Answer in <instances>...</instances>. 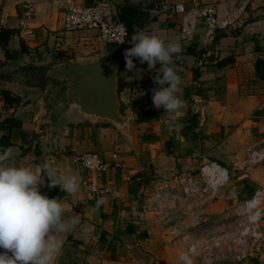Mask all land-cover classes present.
Returning a JSON list of instances; mask_svg holds the SVG:
<instances>
[{
  "label": "crops",
  "instance_id": "0c3cea01",
  "mask_svg": "<svg viewBox=\"0 0 264 264\" xmlns=\"http://www.w3.org/2000/svg\"><path fill=\"white\" fill-rule=\"evenodd\" d=\"M24 1L32 3L31 16H23ZM66 1L70 0H0V30L11 31L5 43L0 41V152L11 150L13 158L7 163L12 166L38 170L47 163L61 175L77 176L80 183L74 195L50 197L59 199L67 210L65 217L79 220L58 236L63 244L57 264H132L136 251L153 264H178L183 248L144 211L141 198L175 174L194 173L206 160L224 167L228 180L200 219L210 223L208 229L215 235L217 218L237 214L238 205L258 189L264 233V78L258 79L254 71V61L264 57V0H196L214 7L218 22L226 21L212 30L201 18L183 27L179 17L165 18L157 9L158 0H105L116 12L122 11L131 27L115 56L114 93L123 120L118 128L59 121L49 112L40 64L49 58L92 56L106 45L94 43L92 30L74 35L61 31ZM141 31L166 42L179 41L182 47L179 59H173L183 81L178 95L187 107L176 121L152 103V90L158 87L152 77L160 64L156 71L149 70L147 63L133 58L136 69L125 68L124 51ZM37 69L33 80L30 73ZM86 150L107 161L115 152L119 166L110 165L95 178L74 161V154ZM90 182L109 185L112 194L89 193ZM45 185L46 181L39 190ZM98 200L103 203L97 207ZM227 221L220 227L233 223ZM218 259L216 254L201 264H264V244L253 257L239 262Z\"/></svg>",
  "mask_w": 264,
  "mask_h": 264
},
{
  "label": "built area",
  "instance_id": "2783aa9c",
  "mask_svg": "<svg viewBox=\"0 0 264 264\" xmlns=\"http://www.w3.org/2000/svg\"><path fill=\"white\" fill-rule=\"evenodd\" d=\"M22 7L24 17L33 14L30 1L22 2ZM157 9L167 19L179 17L182 27L197 18H201L208 30L226 25V21L218 22L213 6H205L196 0H189V4L158 0ZM21 23L20 20L19 24ZM84 30L93 31L94 43H112L117 48L123 46L127 36L124 23L109 2L66 1L62 9L61 31L74 35ZM120 40L124 42H118ZM108 159L110 161L92 150L74 154V161L78 167L95 178H99L110 165L119 166V157L115 152H112ZM227 180L228 172L224 167L213 160H206L194 173L175 174L167 182L148 191L141 198V206L144 211L151 213L157 226L171 239L180 242L184 252L191 256L205 260L214 258L217 254L218 260L241 261L253 257L264 244V233L259 226L260 190H254L241 205H238L236 211L241 217L229 239L231 245L225 248L220 249L219 245L228 242V238L225 235H213L204 220L200 219L201 211L218 198ZM87 190L95 195L112 194L109 185L106 184L97 185L90 182Z\"/></svg>",
  "mask_w": 264,
  "mask_h": 264
},
{
  "label": "clouds",
  "instance_id": "9594fccd",
  "mask_svg": "<svg viewBox=\"0 0 264 264\" xmlns=\"http://www.w3.org/2000/svg\"><path fill=\"white\" fill-rule=\"evenodd\" d=\"M132 47L124 51L125 68L136 69L133 58L147 63L156 71L152 77L158 85L152 90V103L157 109L176 121L186 102L178 95L183 81L177 74L173 57L179 59L182 47L179 41L164 39L143 31L133 36ZM118 42L123 43V40ZM13 158L10 149L0 152V264H57L63 241L60 234H67L79 223L75 215L65 217L67 211L58 198H48L39 186L48 178L47 186H59L67 195L80 189L75 175H61L59 170L45 163L38 170L17 167L7 162ZM103 200L97 201V207ZM178 264H194L188 252H181Z\"/></svg>",
  "mask_w": 264,
  "mask_h": 264
},
{
  "label": "water",
  "instance_id": "95a60500",
  "mask_svg": "<svg viewBox=\"0 0 264 264\" xmlns=\"http://www.w3.org/2000/svg\"><path fill=\"white\" fill-rule=\"evenodd\" d=\"M116 51L110 43L92 56L49 58L40 64V84L48 92L53 119L123 125L114 93Z\"/></svg>",
  "mask_w": 264,
  "mask_h": 264
},
{
  "label": "rangeland",
  "instance_id": "374dc122",
  "mask_svg": "<svg viewBox=\"0 0 264 264\" xmlns=\"http://www.w3.org/2000/svg\"><path fill=\"white\" fill-rule=\"evenodd\" d=\"M242 203V202H241ZM216 214H218V213H216ZM217 215H215V217H214V219L216 220V217ZM230 216H228V215H226L225 216V218H226V220H222L223 219V217H218L217 219V223L215 222V227H217V226H219L217 229H216V231L214 232L215 233V235H221V234H223V233H228V232H230V236H226L227 238H228V242H225V243H223V245H219L220 246V249L221 248H225L226 246H228V245H231V243H230V241H229V239H230V237H232V233L234 232V230L237 228V222H238V219H239V217H241V216H239V215H237L236 213L234 214V215H232L230 218H229ZM227 218H228V220L230 219V221L232 220L233 221V223H231L230 225H226V227H224V228H222V227H220L221 226V224L222 223H227L228 221H227ZM204 222H206L205 220H204ZM210 224V223H209ZM209 224L207 223V224H205V225H208V227H209ZM208 230H210V228L208 229ZM209 232V231H208ZM209 236V235H208ZM208 236H206V237H208ZM176 241V240H175ZM178 242V241H177ZM179 244H180V246L183 248V245L180 243V242H178ZM218 246V247H219ZM191 257H193V256H191ZM193 259V262H194V264H201L202 262H204V260H202V258H198V257H193L192 258ZM130 262H132V264H153V261H151L146 255H143V254H141L140 252H138V251H136L135 252V254H133V258H131L130 260H129ZM242 261V260H241ZM173 261L172 260H166L165 261V263L164 264H173L172 263ZM237 262H239V261H237Z\"/></svg>",
  "mask_w": 264,
  "mask_h": 264
},
{
  "label": "trees",
  "instance_id": "16d2710c",
  "mask_svg": "<svg viewBox=\"0 0 264 264\" xmlns=\"http://www.w3.org/2000/svg\"><path fill=\"white\" fill-rule=\"evenodd\" d=\"M117 16L124 23L125 29H126V32H127V35H128L129 31L131 30V27H129L126 24V21H125L124 17L122 16V11H118L117 12ZM10 34H11L10 30L1 29L0 30V41H1V43H5L7 41L8 36ZM254 71H255V76L258 79L262 80L264 78L263 77V73H264V57L262 59H256L254 61ZM2 95L5 96L6 92L3 91ZM45 181H46V185L41 190H39L42 195H46L48 198H50L52 196H61V195L64 194V192L61 191V189L58 188V187L49 188L47 186V183H48V179L47 178H45Z\"/></svg>",
  "mask_w": 264,
  "mask_h": 264
},
{
  "label": "flooded vegetation",
  "instance_id": "af4514ba",
  "mask_svg": "<svg viewBox=\"0 0 264 264\" xmlns=\"http://www.w3.org/2000/svg\"><path fill=\"white\" fill-rule=\"evenodd\" d=\"M40 69H37L36 73H30V75H32L33 80L37 79V73H39Z\"/></svg>",
  "mask_w": 264,
  "mask_h": 264
}]
</instances>
